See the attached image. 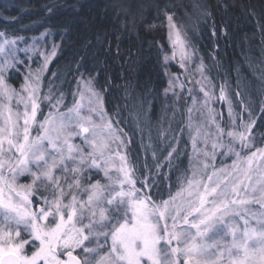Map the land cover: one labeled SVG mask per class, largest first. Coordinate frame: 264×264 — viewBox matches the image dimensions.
Here are the masks:
<instances>
[{
  "label": "snow or ice",
  "instance_id": "obj_1",
  "mask_svg": "<svg viewBox=\"0 0 264 264\" xmlns=\"http://www.w3.org/2000/svg\"><path fill=\"white\" fill-rule=\"evenodd\" d=\"M164 15L170 54L164 53L163 61L186 70L192 45L174 13ZM23 39L0 31V264H264V134L252 133L249 105L234 112L221 86L217 99L227 100L229 115L221 126L219 113L208 106L215 95L211 86L195 81L203 93L199 111L212 131L191 129L194 166L164 199L155 181L154 187L147 180L137 187L127 152L131 140L104 108L107 89L97 87L95 76L80 72L77 64L71 105L51 79L40 95L56 45L40 53L36 69L25 66L19 89L13 86L18 65H24L19 53L31 59L36 51L21 49ZM204 70L201 60L196 71L207 81ZM168 75L165 95L177 96V86L184 90V85ZM51 76L59 79L55 72ZM187 92L191 128L197 101L192 89ZM125 100L133 110L148 103L127 87ZM45 101L47 114L41 109ZM260 104L264 112V95ZM151 141L150 135L148 143L142 138L141 147L157 160ZM166 143L163 161L171 166L173 153L179 156L177 142L173 137ZM217 156L232 163L222 160L217 167ZM161 166L156 163L157 172ZM22 176L29 182L19 183ZM253 203L261 211L247 207Z\"/></svg>",
  "mask_w": 264,
  "mask_h": 264
},
{
  "label": "trees",
  "instance_id": "obj_2",
  "mask_svg": "<svg viewBox=\"0 0 264 264\" xmlns=\"http://www.w3.org/2000/svg\"><path fill=\"white\" fill-rule=\"evenodd\" d=\"M165 11L183 26L208 80L216 88L225 86L234 112L249 105L255 118L252 133L264 134V0H0V31L23 37V48L43 33L57 46L45 84L51 79L54 90L70 97L79 64L80 72L91 73L97 87L107 89L104 108L131 140L128 155L138 181L147 180L150 187L155 181L167 199L189 169L192 142L186 110L192 99L178 90L177 96L164 92L169 86L163 69L168 48ZM19 54L25 57L23 51ZM13 80L18 85L19 74ZM126 87L148 103L137 110L126 108ZM149 135L158 149L157 160L141 147V139L148 143ZM173 137L179 156L173 153L169 166L163 156L166 141ZM222 160L229 159L219 157L216 165ZM157 162L162 165L159 172Z\"/></svg>",
  "mask_w": 264,
  "mask_h": 264
},
{
  "label": "rangeland",
  "instance_id": "obj_3",
  "mask_svg": "<svg viewBox=\"0 0 264 264\" xmlns=\"http://www.w3.org/2000/svg\"><path fill=\"white\" fill-rule=\"evenodd\" d=\"M46 38H47L46 36H43V37H40L38 39H34L33 41H31L28 44L29 47L35 48L36 51L29 53V55L31 56V59H25V57H20L22 60H24V65H20V66L18 65L19 72H17L15 74V78H16L17 74H19V78H20L19 84L18 85L15 84V82L13 80L14 78L11 80V83L13 84V86L15 88L19 89L20 85L24 82V76L28 72V67H30L31 69H36L39 66V64L42 63L43 56L40 55V53L47 54V53L51 52V49H52L53 45H55V44H54V42L51 39L46 40ZM18 46L22 49L23 46H24L23 41H21ZM191 51L193 52V56H192V59L187 63L186 70L185 69H181L178 66V64L176 63V61L169 60L166 65H165V63L163 61L164 73H165L166 78H167L168 81H169L168 73H171V74H174L176 77L179 78L178 79V83H183L184 90H181L177 86L176 90H178V92H181L182 94L183 93H188L187 89H192V93H193V96L195 97V99L197 101V104H196L195 108L193 109V111L191 113V128H189V131H191V129H195L196 127H200L202 130H205V131H212L211 127H206L205 126V118L201 114V112L199 111V109H200V101L202 99L203 93H201L199 91L200 85L196 84L195 81H202V83H204V86H205L206 89L209 86H211L212 92L215 93V95H213V98L209 102L208 106L210 108H212L214 110V112L219 113V115L217 116V121L221 124V126H224L229 121L228 104H227V100L220 101V100L217 99V97L219 95V89H220L221 86L224 87L225 93H226V96H227L226 88L222 84L220 85V87L216 88V86L214 84H212L208 80V78H207V81H203L202 80L200 73L196 71V69H197V67H198V65H199V63H200V61L202 59L198 55V53L196 51H194L192 48H191ZM164 53L170 54L169 42H168V48H166L164 50L163 54ZM19 56H20V54H19ZM38 56H39V58H38ZM36 57H37V59H36ZM25 66H28V67H25ZM204 73H205V70H204ZM45 74H46V72H45ZM45 74H44V76H45ZM9 75H11V73ZM205 76L207 77L206 73H205ZM43 79H44V77H43ZM46 84L44 82V84L41 87V93H40L41 96H43L47 92ZM64 95H65V104L71 105L72 96L69 97L67 95V93H64ZM191 99H192V97H191ZM227 99H228V97H227ZM216 103H218L219 106H216L215 105ZM13 104L15 105V101L13 102ZM46 104H47L46 101L41 103V109L44 111L45 114H47V111H48V108L46 107ZM223 105L225 106V108L222 109ZM191 107H192V104H191ZM22 109H23V105H20V110H22ZM60 110L64 111L65 109L63 107H61ZM222 114H225L226 116L222 115ZM37 119L38 120L40 119V115L39 114L37 116ZM244 120H247V118L244 119ZM236 122L239 123L238 120ZM31 132H32V136L36 135L37 129H36L35 125L32 127ZM192 135L194 136L195 132H192ZM75 143H80L79 139H77L75 141ZM198 146H202V145L198 144ZM127 152H128V149H127ZM219 157L220 156H217V158H219ZM217 158L214 161L215 164H216ZM221 158H223V157H221ZM223 159L224 160L226 159V161H227V158H223ZM195 160H196V157L193 155V149H192L188 171L194 166V161ZM231 163H232L231 159H229L227 162H225V164H231ZM216 166L220 167L222 165H220V166L216 165ZM134 178L137 179L136 175H135ZM183 178H184V175H183ZM28 182L29 181L23 176L19 178V183H28ZM182 182H183V179H182ZM139 185H140V182L137 179V187H139ZM247 207L249 209H251V211H254V212L261 211V205H259V204L253 203V204L248 205ZM240 223L242 224V221H240Z\"/></svg>",
  "mask_w": 264,
  "mask_h": 264
}]
</instances>
